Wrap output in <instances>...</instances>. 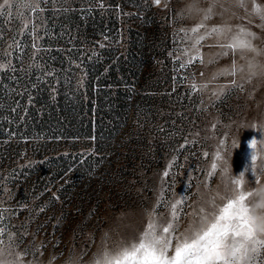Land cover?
<instances>
[{"label":"rangeland","instance_id":"374dc122","mask_svg":"<svg viewBox=\"0 0 264 264\" xmlns=\"http://www.w3.org/2000/svg\"><path fill=\"white\" fill-rule=\"evenodd\" d=\"M13 3L12 15L0 16V62L11 60L17 68L0 80V211L16 233L17 251L28 249L33 264H70L77 255L83 256L81 264H92L105 247L145 226L150 213L160 223L170 219L171 204L181 195L186 203L177 210L184 213L179 221L183 229L201 205L226 194L225 185L249 162L248 140L257 133L264 136V77L223 73L234 59L231 54L217 58V45L228 42L226 35H207L195 49L193 44L224 21L247 23L232 16L243 15L234 0H218L216 12L223 15H213L199 33L190 31L199 17L185 13L191 0H162L159 6L154 0H104L103 9L96 0H48L41 5L47 11L40 20L23 0ZM68 7L71 12L64 11ZM25 18L43 25L46 39L41 43L48 50L36 58H30L28 33L19 34ZM116 30L121 31L118 40ZM130 31L137 39L128 36ZM69 34L75 37L72 43ZM12 37L22 47L8 49ZM262 41L264 34L254 43L264 47ZM132 47L134 59L127 53ZM116 48L126 55L125 67L137 72L122 85L130 93L123 97L129 106L125 117L112 112L108 129L102 121L88 140L31 132L28 81L44 70L45 61H55L58 54L76 66L104 58L114 63ZM197 49L204 63L187 64ZM5 50L11 55L3 58ZM240 55L235 59L244 67ZM232 80L243 88L222 91ZM212 163L217 170L209 178ZM257 176L255 185L246 177L242 190L253 191L249 201L264 211V174L257 169Z\"/></svg>","mask_w":264,"mask_h":264},{"label":"snow or ice","instance_id":"6c2138e0","mask_svg":"<svg viewBox=\"0 0 264 264\" xmlns=\"http://www.w3.org/2000/svg\"><path fill=\"white\" fill-rule=\"evenodd\" d=\"M47 2L48 0H23V6L27 11L37 14L36 19L40 20V14L47 11L41 5ZM154 3L159 6L161 0H154ZM217 3L218 0H206V3L205 0H191L185 13L199 17L196 26L190 29L192 33H199L201 29H207L206 21L213 15H223V13L216 12ZM202 4L203 7H201ZM249 4L251 5L250 9ZM234 5L243 10V15L232 12V16L247 21V23L230 24L224 21L222 24L214 25L210 30H206L204 35L198 36L193 44V49L207 35H226L228 42L217 45L219 49L217 58L231 54L234 59L230 66L222 69L223 73L233 77L238 72L244 73L250 78L264 77V47L254 43V41L260 40L261 35L264 34V2L234 0ZM96 6L101 9L106 7L104 0H96ZM13 7H15L13 0H0V16H11ZM64 11L71 12L72 9L68 7ZM81 11L83 14L84 10ZM249 17L256 19L249 20ZM30 24L32 25L31 29H29ZM42 26V22L37 24L33 23L30 18H25L22 29L19 31L20 35L27 32L31 38L30 47L33 52L30 58L39 57L41 51L48 50L41 43L46 39L45 35L40 32ZM253 27L261 29V32L253 31ZM74 39L75 37L69 34V43H72ZM12 40L13 43L7 46L8 49L14 46L22 47L16 37H12ZM98 46L105 47L102 42H98ZM65 50L71 52L73 49ZM237 52L241 53L240 59L245 61L244 67H240L235 59ZM10 55L9 51L3 52V58ZM198 59L204 63L203 57L197 49L187 64H192ZM77 67H81V64H77ZM185 67L184 63L180 65V68ZM16 71L17 68L13 66L11 60L0 62V73ZM200 75L203 76L204 73L201 72ZM41 76H55V71L47 67L46 61ZM36 80L40 81V77H36ZM231 86L243 88V85H237L236 80H232L228 85L222 86L221 90ZM196 87V84H192L193 89ZM213 95H216V92H213ZM15 110V108L12 109V111ZM181 147H186V145H181ZM247 147L249 162L238 175L235 174L225 185L226 194L211 197L206 201V206L201 205L194 214L196 218L186 228L182 229L179 224L181 215L184 213L178 212V205L186 203L184 195H181L171 204L170 219L160 223L156 215L150 213L145 226L136 229L132 235L118 239L113 245L105 247L96 255L92 264H264V234L257 231L254 222L256 217L264 218V211H258L257 206L249 201V198L254 196L253 191L242 190L246 177L251 176L249 184L255 185L259 183L257 169L264 174V136L258 133L252 136L248 140ZM258 157L259 165H257ZM220 158V153L217 151L216 159ZM216 170L217 164L212 163L211 171L207 173L208 177L211 178ZM223 172L227 177L229 173L227 161H225ZM163 177L168 178L169 172L165 171ZM217 200L221 202L217 203ZM5 220L7 217L4 216L3 211H0V264H33V261L27 259L30 255L28 249L16 250L19 247V244L13 239L16 233L10 231L9 224L5 223ZM12 227L15 226L12 225ZM6 230H8L7 235ZM5 238L8 243H5ZM105 238H108L107 233ZM37 250L40 251L39 248ZM41 255H43L42 251ZM82 260L83 256L77 255L70 261V264H81Z\"/></svg>","mask_w":264,"mask_h":264},{"label":"trees","instance_id":"16d2710c","mask_svg":"<svg viewBox=\"0 0 264 264\" xmlns=\"http://www.w3.org/2000/svg\"><path fill=\"white\" fill-rule=\"evenodd\" d=\"M120 32L116 30V40ZM107 36L103 37L107 40ZM128 36L137 39L135 31H130ZM134 47L127 51L132 59L135 58ZM115 54L114 63H111L112 58L92 59L81 67L57 54V59L47 64L55 71V76H41L42 72H37L35 76L40 77L37 81L33 74L28 81L31 132L60 135L73 141L76 138L88 140L97 135L102 121H105L104 129H108L106 121L112 120V112L120 118L125 117L129 106L123 97L128 91L122 85L137 72L125 67L128 62L124 61L126 55L121 48H116ZM3 74L7 73H1L0 80ZM95 97L96 108L92 103ZM101 114L102 120L99 119Z\"/></svg>","mask_w":264,"mask_h":264},{"label":"clouds","instance_id":"9594fccd","mask_svg":"<svg viewBox=\"0 0 264 264\" xmlns=\"http://www.w3.org/2000/svg\"><path fill=\"white\" fill-rule=\"evenodd\" d=\"M254 222L256 224L257 231L261 234H264V218L256 217Z\"/></svg>","mask_w":264,"mask_h":264},{"label":"bare ground","instance_id":"6f19581e","mask_svg":"<svg viewBox=\"0 0 264 264\" xmlns=\"http://www.w3.org/2000/svg\"><path fill=\"white\" fill-rule=\"evenodd\" d=\"M162 1V0H161Z\"/></svg>","mask_w":264,"mask_h":264}]
</instances>
